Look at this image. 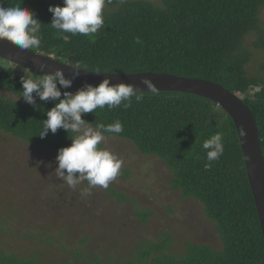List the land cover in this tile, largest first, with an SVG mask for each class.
Segmentation results:
<instances>
[{
  "label": "trees",
  "instance_id": "trees-1",
  "mask_svg": "<svg viewBox=\"0 0 264 264\" xmlns=\"http://www.w3.org/2000/svg\"><path fill=\"white\" fill-rule=\"evenodd\" d=\"M156 6L148 0H112L106 4L104 26L92 36L61 33L50 25L49 6H63V0H23L42 23L43 40L38 51L58 61L84 69L111 73L152 71L212 80L237 94L252 110L264 154V77L246 70L250 51L244 38L255 32V45L264 49V0H162ZM20 0H0L5 7ZM67 37V39H65ZM139 37L141 43H136ZM20 68V69H19ZM22 68V69H21ZM25 67L0 57V130L34 146L54 151L69 146V133L59 129L41 138L46 111L58 101L35 97L37 108L25 102L21 76ZM264 69V63L262 64ZM34 75L44 73L30 69ZM36 73V74H35ZM84 85L72 83L62 93H75ZM142 92L131 107L123 104L97 109L84 118L90 123L110 124L120 120L124 131L110 134L133 142L143 155L166 162L172 172L171 188L182 197L199 201L204 214L215 222L223 248L187 243L181 255L167 250L172 237L144 242L136 257L95 264H264V238L253 198L236 125L215 101L192 93ZM140 94V93H138ZM35 96V94H33ZM63 96L61 97V99ZM223 133L225 151L210 169L205 168V140ZM71 135V134H70ZM116 192L115 189H112ZM119 198H125L118 194ZM149 209L137 217L146 224ZM86 240V239H84ZM84 257L83 253L77 254ZM0 264H41L36 258L0 252Z\"/></svg>",
  "mask_w": 264,
  "mask_h": 264
},
{
  "label": "rangeland",
  "instance_id": "rangeland-1",
  "mask_svg": "<svg viewBox=\"0 0 264 264\" xmlns=\"http://www.w3.org/2000/svg\"><path fill=\"white\" fill-rule=\"evenodd\" d=\"M257 37L252 32L244 38L251 54L246 70L264 77V49L255 45ZM103 143L124 163L107 189L93 188L85 197L86 181L74 191L55 175L58 151L0 130L1 253L41 264H95L90 260L97 257L121 262L135 258L144 242L163 241V234L172 237L167 250L177 255L186 253L189 242L223 248L202 204L171 188L172 172L163 159L143 155L133 142L117 136ZM141 209L152 213L146 224L137 217Z\"/></svg>",
  "mask_w": 264,
  "mask_h": 264
},
{
  "label": "clouds",
  "instance_id": "clouds-1",
  "mask_svg": "<svg viewBox=\"0 0 264 264\" xmlns=\"http://www.w3.org/2000/svg\"><path fill=\"white\" fill-rule=\"evenodd\" d=\"M120 2L124 3L125 0ZM111 3L112 0H63V6H49L48 10L53 14L50 25L61 33L92 36L104 26V10L106 4ZM35 16L33 10L24 6L23 0L7 7L0 3V41L11 42L22 51L39 49L43 40V23ZM136 43H141L139 37L136 38ZM70 66L74 68L72 79L65 78L60 68L52 74L43 75H34L25 68V75L20 78L23 88L21 97L34 108H37L36 96L42 101H58L46 111L47 119L44 120L39 136L44 138L49 131L55 134L59 129L69 133L71 144L59 149L56 157L58 167L54 173L74 191L86 181L87 187L81 189V195L86 197L93 188L107 189L110 182L120 174L123 159L105 147L103 142L110 134L122 133L124 127L120 120L106 125L102 122L90 123L82 117L95 113L97 109H104L105 106L113 109L123 104L127 109L131 107L133 96L140 102L143 94L136 85L112 83L110 77L96 86L85 84L74 94L69 91L62 93L58 85L64 89L70 88L73 79L80 75V70L84 67L79 63ZM46 67V64H41V71ZM142 83L153 95L159 94L150 79L144 78ZM241 134H244L243 128ZM202 147L206 151L205 168L210 169L225 151L223 133L212 135L204 141Z\"/></svg>",
  "mask_w": 264,
  "mask_h": 264
},
{
  "label": "water",
  "instance_id": "water-1",
  "mask_svg": "<svg viewBox=\"0 0 264 264\" xmlns=\"http://www.w3.org/2000/svg\"><path fill=\"white\" fill-rule=\"evenodd\" d=\"M0 57L44 74H52L60 68L63 70L65 78H73L74 68L70 66L71 64L58 61L31 49L22 51L18 46L6 40L0 41ZM41 64L47 65L42 71ZM107 77L111 78L112 83L124 82L136 85L142 92L148 91L147 86L142 83L144 78H148L156 85L158 91H176L206 97L215 101L231 116L237 128L264 238V154L255 116L242 98L212 80L152 71L107 73L83 68L80 70V75L73 79V83L96 86ZM241 128L244 129L243 135Z\"/></svg>",
  "mask_w": 264,
  "mask_h": 264
}]
</instances>
